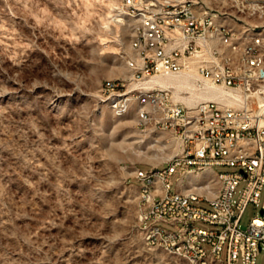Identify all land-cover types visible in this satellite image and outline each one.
I'll return each instance as SVG.
<instances>
[{"label":"rangeland","instance_id":"374dc122","mask_svg":"<svg viewBox=\"0 0 264 264\" xmlns=\"http://www.w3.org/2000/svg\"><path fill=\"white\" fill-rule=\"evenodd\" d=\"M126 1L0 0V264H187L143 238L136 169L170 153L150 147L134 111L117 116L114 97L100 94L115 79L131 87ZM232 14L239 33L264 25ZM259 214L249 203L240 228Z\"/></svg>","mask_w":264,"mask_h":264},{"label":"built area","instance_id":"2783aa9c","mask_svg":"<svg viewBox=\"0 0 264 264\" xmlns=\"http://www.w3.org/2000/svg\"><path fill=\"white\" fill-rule=\"evenodd\" d=\"M125 6L127 41L128 24H135L143 51L124 52L131 62V87L125 88V79H115L103 83L100 94L125 97L122 107L137 108L150 147L170 153L160 168L136 169L144 186L140 200L146 244L176 257L190 255L198 264L202 257H209L210 264H255L264 250V105L259 103L264 52H254L249 41L207 24L204 12L232 18V11H253L256 18L257 11H264V0H127ZM259 40L264 43V37ZM155 78H186L191 88L160 84ZM188 89L203 96L193 98ZM219 89L242 100L210 98ZM147 102L156 104V112L145 114ZM141 116H149V125H142ZM154 130L167 133V145L159 144ZM214 166L238 170L217 172L218 197L209 200L206 184L190 185L189 175ZM156 170H163V178H156ZM156 190H163V197H156ZM249 203L260 205V214L241 229Z\"/></svg>","mask_w":264,"mask_h":264},{"label":"bare ground","instance_id":"6f19581e","mask_svg":"<svg viewBox=\"0 0 264 264\" xmlns=\"http://www.w3.org/2000/svg\"><path fill=\"white\" fill-rule=\"evenodd\" d=\"M248 15L252 16L253 11H248ZM257 17L264 16V11H257ZM235 16L232 14L231 17H221L211 14V12H204V21L211 26H215L217 29H224L229 31L233 35L234 39H239L241 41H249L250 48L254 52H264V43L261 42V37H264V33L260 29H264V25H254L251 29H246L244 32L239 33L233 27L226 23L228 19H233ZM258 29V30H257ZM128 32L130 33V42H128V51L129 53H136L143 51V39L141 38V30L135 24H128ZM127 68L131 71V62L128 56V53H124ZM160 84H176L179 87L191 88L190 82L186 78H180L176 80H156ZM190 93L191 97L198 98L203 95L199 92H194L190 89L187 90ZM228 95V96H227ZM112 107L115 109L117 116H122L130 111H134L136 119L139 121V113L136 107H122L125 104V97L122 96H113ZM210 98L220 99L226 98L230 101H240L242 100L239 95L232 93H226L223 90L216 91ZM260 106L264 105V97L259 99ZM156 112V104L154 102L145 103V114H153ZM141 123L149 125V116H141ZM154 138H158V142L161 145H167V133L163 130H154ZM156 178H163V170H156ZM189 184L190 185H204L206 184V191L209 200H216L219 193V175L213 167H206L205 169H200L198 176L189 175ZM138 186V185H137ZM140 188H142L141 197H144V186L140 183ZM156 197H163V190H156ZM168 251V250H167ZM170 253V251H168ZM181 257L187 264H198L193 261L190 255H177ZM202 264H210L209 257H202Z\"/></svg>","mask_w":264,"mask_h":264},{"label":"trees","instance_id":"16d2710c","mask_svg":"<svg viewBox=\"0 0 264 264\" xmlns=\"http://www.w3.org/2000/svg\"><path fill=\"white\" fill-rule=\"evenodd\" d=\"M160 168V167H159Z\"/></svg>","mask_w":264,"mask_h":264}]
</instances>
